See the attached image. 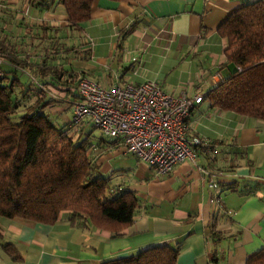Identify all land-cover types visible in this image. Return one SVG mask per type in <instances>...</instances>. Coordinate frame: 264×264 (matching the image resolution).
Listing matches in <instances>:
<instances>
[{
  "label": "crops",
  "instance_id": "1",
  "mask_svg": "<svg viewBox=\"0 0 264 264\" xmlns=\"http://www.w3.org/2000/svg\"><path fill=\"white\" fill-rule=\"evenodd\" d=\"M4 1H22V10L46 26L68 25L60 5L39 12L28 0ZM255 1L95 0L91 19L81 24V31L67 34V42L75 36L81 40L71 66L106 87L117 81L158 80L169 92L206 93L225 72L227 40L218 33L219 25ZM133 23L136 28L124 34ZM65 87L59 86L60 94L68 93ZM71 100L64 105L72 106ZM202 105L191 124L210 147L200 149L196 162H182L168 174H157L118 142L92 150L100 175L142 200L135 221L120 235L72 226L69 212L55 224L0 216L4 239L24 257L15 262L0 247V264H99L157 244L179 245L177 264H212L214 253L219 264H246L264 248V120L209 106L198 114ZM68 113L59 120L70 122L71 109ZM212 180L219 184L216 189ZM214 223L221 240L212 235Z\"/></svg>",
  "mask_w": 264,
  "mask_h": 264
},
{
  "label": "trees",
  "instance_id": "2",
  "mask_svg": "<svg viewBox=\"0 0 264 264\" xmlns=\"http://www.w3.org/2000/svg\"><path fill=\"white\" fill-rule=\"evenodd\" d=\"M94 1L28 0V4L39 12L52 11L62 5L68 25L53 30L67 35L81 31V24L91 19ZM135 28L136 23H133L123 33L128 34ZM218 33L227 40L226 58L221 65L225 72L220 81L204 93L202 104L208 102L209 108L264 120V0L236 9L219 25ZM2 45L0 43V53L7 61L3 64L6 75L0 80V216L55 224L69 212L72 226L105 229L120 235L135 221L142 200L132 190L114 188L110 177L100 175L92 151L95 146L101 147L106 142L113 146L116 141L102 136L97 139L94 127L88 123L85 125L90 129L85 127L76 136L77 126L71 121L61 123L46 112L53 103L46 83L39 87L30 81L28 85L22 81L17 67L36 68L40 78L51 75L62 82L65 91L69 94L71 91L72 96L77 73L8 55ZM18 87L21 98H26L30 91L37 96L21 113ZM228 188L245 195L253 193L252 189ZM211 228L216 240L223 239L215 223ZM0 247L13 261L23 262L22 253L4 239L1 228ZM179 253V245L157 244L99 264H177ZM219 260L214 253L211 263L219 264ZM246 264H264V248L251 254Z\"/></svg>",
  "mask_w": 264,
  "mask_h": 264
},
{
  "label": "built area",
  "instance_id": "3",
  "mask_svg": "<svg viewBox=\"0 0 264 264\" xmlns=\"http://www.w3.org/2000/svg\"><path fill=\"white\" fill-rule=\"evenodd\" d=\"M3 64L0 53V80L6 75ZM72 89L71 124L92 125L157 174H168L182 162H196L200 149H208L191 124L204 93L169 92L158 80L117 81L106 87L88 74ZM211 186L216 189L219 184L212 180Z\"/></svg>",
  "mask_w": 264,
  "mask_h": 264
},
{
  "label": "rangeland",
  "instance_id": "4",
  "mask_svg": "<svg viewBox=\"0 0 264 264\" xmlns=\"http://www.w3.org/2000/svg\"><path fill=\"white\" fill-rule=\"evenodd\" d=\"M22 5V1L19 5H11L4 0H0V43L3 44L2 47L4 52L8 55L14 54L19 58H29V60L35 64L54 65L59 68H63L67 71V73L74 71L71 66V58L74 57V54L76 55L77 51L74 50L78 47V43H80L78 41L81 40H78L77 38L75 39V36L69 42L65 41L66 39H70V37H67L63 31H54V27L46 26V24L42 23V21L38 19L30 18L27 12L22 10ZM3 58L6 62L7 58ZM17 72L23 82L29 83L28 85L31 84L30 81L34 84V86L36 85L39 87L46 83L45 85L47 89L50 90L47 94L53 102L47 107L46 112L51 114L56 121L66 123L64 120L60 121V117H63L66 113L69 114L68 112L70 109L72 111V106L64 105L66 101L70 102L72 92L70 91V94L67 93L65 95L60 94L61 89L59 86H63L62 82H58L56 79L52 78L51 75L45 78H40L36 68L22 69L21 67H17ZM76 73L77 76L75 81H73V87L77 86L80 78L84 75V73L81 72ZM20 90V87H18L17 92L20 97L21 113L29 105L34 103L37 96L33 91H30L26 98H21L22 94ZM181 90L187 89L183 88ZM188 91L194 93L191 90ZM208 106V102H204L197 113L199 114ZM85 127L86 129H90L89 126L85 124L77 126V129L74 131L75 135L77 136L78 132H81ZM94 132L96 131L93 129V133ZM226 159V162L229 163V157Z\"/></svg>",
  "mask_w": 264,
  "mask_h": 264
}]
</instances>
